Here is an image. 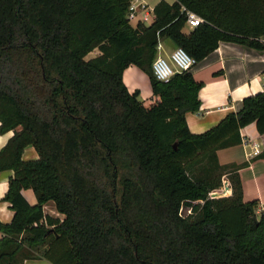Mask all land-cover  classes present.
I'll use <instances>...</instances> for the list:
<instances>
[{
    "label": "trees",
    "instance_id": "obj_1",
    "mask_svg": "<svg viewBox=\"0 0 264 264\" xmlns=\"http://www.w3.org/2000/svg\"><path fill=\"white\" fill-rule=\"evenodd\" d=\"M130 2L0 0V134L14 131L0 150V171L14 170L0 264H264V207L258 217L259 201L243 198L246 163L217 154L251 123L264 133V91L196 134L186 115L204 82L190 70L164 82L152 69L164 39L197 63L221 41L264 50V0H161L136 26ZM189 11L204 21L187 32ZM130 65L158 101L129 90ZM29 145L37 159L23 158ZM225 175L232 195L209 198ZM50 201L62 217L45 212Z\"/></svg>",
    "mask_w": 264,
    "mask_h": 264
},
{
    "label": "crops",
    "instance_id": "obj_2",
    "mask_svg": "<svg viewBox=\"0 0 264 264\" xmlns=\"http://www.w3.org/2000/svg\"><path fill=\"white\" fill-rule=\"evenodd\" d=\"M142 1L147 7L140 12L139 19L131 21L133 26L143 22L141 19L147 13L149 20L144 23L151 24L155 19L154 7L161 0ZM167 1L173 2L174 0ZM190 30L185 27V31ZM161 42L163 49L158 51L157 56H166L176 47L170 39H164ZM95 50L97 51L96 56L99 55L100 51ZM190 71L198 81L204 82L200 90V109L186 115L190 131L199 134L217 125L227 114L239 111L245 97L264 91V50L221 41L215 51L197 63ZM123 80L131 92L139 90V98L146 105L158 101V98L153 95L148 74L138 66L127 67L123 72ZM240 132L241 143L219 149L218 159L222 165L246 163L239 170L243 184V198L245 201L257 199L259 201L257 213H261L264 207V133L258 131L255 123L243 127ZM13 135L14 131L0 134V150ZM245 141L248 145H245ZM254 144H258L263 151L256 153L252 147ZM38 157L32 145L25 148L23 153L25 160ZM13 175L14 170L12 169L0 171V222L2 223L10 222L14 216L10 202L4 199L9 188V180ZM23 194L31 204L37 203L33 189H24ZM47 208L50 209L47 210ZM45 212L61 216L52 201L45 205ZM1 237L2 232L0 231ZM29 262H31L29 264H50L47 260H30Z\"/></svg>",
    "mask_w": 264,
    "mask_h": 264
},
{
    "label": "built area",
    "instance_id": "obj_3",
    "mask_svg": "<svg viewBox=\"0 0 264 264\" xmlns=\"http://www.w3.org/2000/svg\"><path fill=\"white\" fill-rule=\"evenodd\" d=\"M147 5L142 0H131L128 9V18L130 21L139 19V14L142 10H145ZM149 20L148 13L142 17L141 21L147 22ZM204 20L196 13L189 11L186 22V27L193 29ZM158 51L163 49L162 42L160 41L157 46ZM197 61L192 57L183 47L176 46L168 55H158L153 64L152 69L155 77L164 82H168L175 73L191 70ZM248 145V142H244ZM253 149L256 153H260L263 149L258 147V144H254ZM233 193L231 182L227 175L223 177L222 185L219 188L213 189L209 192V198H220L230 196ZM190 212L191 210L188 209Z\"/></svg>",
    "mask_w": 264,
    "mask_h": 264
},
{
    "label": "rangeland",
    "instance_id": "obj_4",
    "mask_svg": "<svg viewBox=\"0 0 264 264\" xmlns=\"http://www.w3.org/2000/svg\"><path fill=\"white\" fill-rule=\"evenodd\" d=\"M97 51L95 50V51H93V52H91L89 55H87V59H89V58H92L93 56H96V53ZM50 208H47V210H49ZM182 213H183V215H189L191 212L188 210V209H186V208H184L183 209V211H182ZM258 214V217H259V215H260V213H257ZM56 216V215H55ZM59 217H62V215L61 216H59ZM29 263H31V262H29L28 261V263L27 264H29Z\"/></svg>",
    "mask_w": 264,
    "mask_h": 264
},
{
    "label": "water",
    "instance_id": "obj_5",
    "mask_svg": "<svg viewBox=\"0 0 264 264\" xmlns=\"http://www.w3.org/2000/svg\"><path fill=\"white\" fill-rule=\"evenodd\" d=\"M255 219L257 220V216H255Z\"/></svg>",
    "mask_w": 264,
    "mask_h": 264
}]
</instances>
